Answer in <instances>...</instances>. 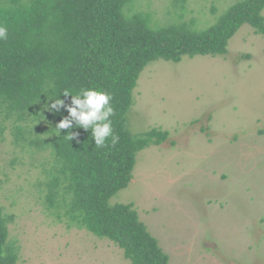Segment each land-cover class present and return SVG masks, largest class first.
Masks as SVG:
<instances>
[{
	"label": "rangeland",
	"instance_id": "obj_1",
	"mask_svg": "<svg viewBox=\"0 0 264 264\" xmlns=\"http://www.w3.org/2000/svg\"><path fill=\"white\" fill-rule=\"evenodd\" d=\"M239 1L135 0L123 14H148L152 29L205 30ZM125 118L133 136L157 128L169 137L137 153L132 180L109 204L133 206L168 264H264V38L243 25L223 56L149 63ZM33 124H21L29 139ZM51 162L0 120V206L16 264H130L48 210L40 184Z\"/></svg>",
	"mask_w": 264,
	"mask_h": 264
},
{
	"label": "trees",
	"instance_id": "obj_2",
	"mask_svg": "<svg viewBox=\"0 0 264 264\" xmlns=\"http://www.w3.org/2000/svg\"><path fill=\"white\" fill-rule=\"evenodd\" d=\"M135 0H0V120L12 124L15 142L48 150L43 201L68 227L85 230L122 250L130 264H168V256L139 220L131 204L109 200L132 180L138 152L160 146L169 133L157 128L133 136L125 115L133 105L140 73L156 60L178 63L183 57L223 56L243 26L264 38V0L230 5L205 30L186 23L152 29L148 14H123ZM184 1V0H180ZM94 88L111 95L113 134L119 142L95 146L91 129L56 124L68 113L45 110L48 98ZM48 97V98H47ZM70 103L71 97H58ZM47 122L50 126L39 130ZM34 123V139L26 125ZM68 132H78L68 141ZM43 136V137H42ZM7 218L0 206V264H16L17 249L6 244Z\"/></svg>",
	"mask_w": 264,
	"mask_h": 264
},
{
	"label": "clouds",
	"instance_id": "obj_3",
	"mask_svg": "<svg viewBox=\"0 0 264 264\" xmlns=\"http://www.w3.org/2000/svg\"><path fill=\"white\" fill-rule=\"evenodd\" d=\"M8 37V29L0 24V40H6ZM63 95L65 98L71 97L70 103L66 104L65 100L58 97ZM56 98H48L50 104H45V110L60 112L61 109L68 113L67 116L56 124L57 135H60V130H68L74 125L86 131L91 129V135L95 146L105 147L106 141L111 138V145L115 146L119 142V137L113 134L112 117L114 109L111 106V95L94 88L81 89L73 94L70 90H64ZM78 132H68L65 139L69 142L77 139Z\"/></svg>",
	"mask_w": 264,
	"mask_h": 264
}]
</instances>
